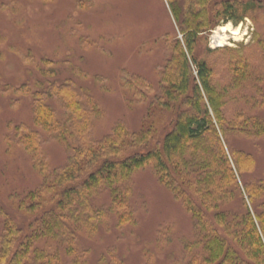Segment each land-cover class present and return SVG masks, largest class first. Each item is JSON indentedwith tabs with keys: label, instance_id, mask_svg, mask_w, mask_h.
Listing matches in <instances>:
<instances>
[{
	"label": "rangeland",
	"instance_id": "obj_1",
	"mask_svg": "<svg viewBox=\"0 0 264 264\" xmlns=\"http://www.w3.org/2000/svg\"><path fill=\"white\" fill-rule=\"evenodd\" d=\"M201 1H178L180 17L186 7L199 11L206 3ZM205 7L210 28L200 33L196 58L211 68L213 83L227 89L228 129L231 121L252 128L264 122V0H207ZM228 22L240 29V38L229 30L226 44L215 46L214 30ZM177 41L184 45L185 35L170 0H0V236L8 223L26 226L29 194L87 140L100 141L122 123L127 154L155 148L151 142L166 134L181 111L167 103L168 81L161 72ZM188 56L192 84L200 85ZM238 62L245 75L237 86ZM40 105H49L61 126L51 132L36 124ZM33 131L41 133L33 137ZM229 133L232 147L255 158L240 186L264 182V136ZM135 134L148 143L136 142ZM154 168L151 163L132 173L126 220L107 212L98 225L82 228L74 247L78 264H212L190 207ZM107 196L101 191L92 201L108 207Z\"/></svg>",
	"mask_w": 264,
	"mask_h": 264
},
{
	"label": "trees",
	"instance_id": "obj_2",
	"mask_svg": "<svg viewBox=\"0 0 264 264\" xmlns=\"http://www.w3.org/2000/svg\"><path fill=\"white\" fill-rule=\"evenodd\" d=\"M178 1L181 0H170L179 29L185 35V44L180 41L173 44L172 55L161 72L163 80L168 81L167 103L181 111L166 134L158 137L164 139L163 144H158L161 141L157 138L151 142L155 148L143 147L127 154L123 140L128 130L124 129L123 136L122 123L100 141L87 140L76 150L73 159L52 174H46L41 188L29 194L33 205L26 226L8 223L4 228L0 236V264H64L66 259L78 264L73 258L74 247L82 228L98 225L107 212L114 211L120 221L126 220L123 209L129 205L130 177L151 163L160 181L177 200L190 207L196 218L197 239L208 253L206 262L264 264V202H259L264 198V182H245L243 190L240 178L250 171L255 158L252 153L232 147L229 139V132L247 137L264 136V122L257 121L252 128H244L231 121L228 129L224 112L227 89L222 91L213 83L211 68L195 55L200 33L210 28L207 0H202L205 4L197 3L204 4L202 8L199 6V11L196 5L192 10L186 7L183 18L176 6ZM230 13L226 10V15ZM189 53L200 85L192 84L196 79L190 68ZM234 71L237 85L245 75L243 63L238 62ZM36 109V124L51 132L58 128L60 120L49 105ZM38 132L41 133L33 131L32 136ZM135 137L136 142L148 143L144 134ZM101 191L108 195V207L96 206L92 201ZM249 204H253V211Z\"/></svg>",
	"mask_w": 264,
	"mask_h": 264
},
{
	"label": "bare ground",
	"instance_id": "obj_3",
	"mask_svg": "<svg viewBox=\"0 0 264 264\" xmlns=\"http://www.w3.org/2000/svg\"><path fill=\"white\" fill-rule=\"evenodd\" d=\"M231 31L234 33V38L239 39L238 36L239 28H233L232 24L230 22L224 24V25H218L216 29L214 30V33L212 35V43L214 42L215 46H223L226 44V40L229 38L228 31Z\"/></svg>",
	"mask_w": 264,
	"mask_h": 264
}]
</instances>
